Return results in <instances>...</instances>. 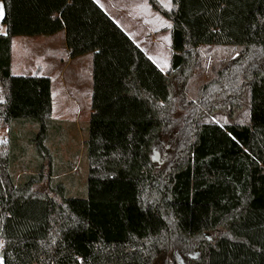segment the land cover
I'll return each mask as SVG.
<instances>
[{"label": "trees", "instance_id": "obj_1", "mask_svg": "<svg viewBox=\"0 0 264 264\" xmlns=\"http://www.w3.org/2000/svg\"><path fill=\"white\" fill-rule=\"evenodd\" d=\"M146 1L172 24L167 72L95 0L62 4L71 59L93 55L81 150L51 79L12 74L28 32L0 0V264H264V0ZM210 48L235 53L190 98Z\"/></svg>", "mask_w": 264, "mask_h": 264}, {"label": "crops", "instance_id": "obj_2", "mask_svg": "<svg viewBox=\"0 0 264 264\" xmlns=\"http://www.w3.org/2000/svg\"><path fill=\"white\" fill-rule=\"evenodd\" d=\"M68 1V0H67ZM102 9L105 10L119 25L120 27L140 45L141 33L145 34L143 40H149L150 42H156L155 29H153V22L159 21L164 26V31L167 30L170 56L167 59L164 72H167L170 67L171 58V27L170 21L163 18L161 15L155 13L146 0H95ZM165 8L169 9L172 5V0H158ZM166 4H164V3ZM64 0H17V13L15 19L20 24L21 29L28 32L24 36L13 37L12 40V63L11 71L16 76H33L39 75L49 77L52 81V96L55 94L62 95L61 89L65 85V75L69 68L74 64L77 59H81L83 56L76 59H71L70 52L66 44V33L60 21V13ZM47 7V8H46ZM140 8H143L149 20L139 15ZM163 19H161L160 17ZM151 19V20H150ZM122 20H125L124 24ZM123 26H122V24ZM133 26H135L133 28ZM56 28V32H48ZM43 29H47L42 33ZM0 31L5 33V28L0 27ZM130 34H129V33ZM32 33V34H30ZM41 33V34H39ZM134 34V36H133ZM140 40V41H139ZM144 50L145 48L142 47ZM146 51V49H145ZM36 53L41 58V62L32 68V72L29 74H16L14 68H19L24 58ZM92 55V54H87ZM84 55V56H87ZM152 57V56H151ZM93 59V55H92ZM152 59H154L152 57ZM29 60V59H28ZM27 60V62H28ZM155 60V59H154ZM157 61V60H156ZM23 64V63H22ZM168 66V67H167ZM58 75V81L62 85H58L55 80V76ZM91 78H92V62H91ZM54 90L59 92H54ZM61 92V93H60ZM92 93H93V82H92ZM54 99V98H53ZM92 104V95H91ZM91 104L86 105V111H79L76 114L75 120L62 119L61 116L54 118L59 122H68L75 125V130L72 135L80 138L81 150H83V132L81 120L85 114H88V119L84 123L85 126L91 119L92 108ZM84 114V115H83ZM71 135V136H72Z\"/></svg>", "mask_w": 264, "mask_h": 264}, {"label": "rangeland", "instance_id": "obj_3", "mask_svg": "<svg viewBox=\"0 0 264 264\" xmlns=\"http://www.w3.org/2000/svg\"><path fill=\"white\" fill-rule=\"evenodd\" d=\"M146 14L147 13H145L144 9L140 8L139 15L141 17H145L146 20L148 21L149 18L147 17L148 15ZM3 15H4L3 6L0 3V27H3L2 26ZM160 18L163 19L162 17ZM153 20L154 21L151 23L153 24L152 25L153 29H155L154 36L157 41L152 43L149 40H143L145 37V34L143 32L141 33V38H140L141 41L140 40L139 41H140V45H142V47L146 49V51L144 49V52L148 55V57L164 72L165 69L162 68L160 64H162V66H165L167 59L170 56L169 39H168V35H166L167 30L166 31L162 30L164 29V26L161 23H159V21L155 19ZM124 22L125 20H122L123 24ZM134 27L135 26H133V28ZM19 36H24V34H20V35L16 34L15 37H19ZM130 38L136 43V41L132 38L131 35ZM139 47L142 48L141 46ZM202 53H204L203 61H202L204 68L200 71L198 70L195 71L194 75L191 78L192 80L190 82V86L188 88L189 90L188 96L193 99L197 94V92L199 91V89L208 80L211 79L212 73L215 70L214 68H218L219 66L224 65V63L231 60L235 52L233 49L226 50V49L210 48V49H203ZM151 56L155 60L152 59ZM91 62H92V55L83 56L81 59H77L74 62V64L69 68V70L66 72L65 82H64L65 85L61 89L62 95L55 94L53 97L54 118H58L59 116H61L62 119L75 120L77 112L79 111L85 112L86 105L91 104V95H92ZM38 63H43V62H41V58L37 56L36 53H34L29 57L23 59V61L20 64L22 71L19 70V68H14V72L17 75L29 74L30 72H32V68ZM55 80L58 85H62V83L58 81V75L55 76ZM54 92H59V90L58 91L54 90ZM176 94L178 96L182 95L181 90H177ZM3 98L4 96L0 86V101L3 100ZM182 115H183L182 111H178L175 114L176 117H180ZM222 115L223 114H221V116ZM87 119H88V114H85L81 120L82 129H84L85 127L84 123L86 122ZM223 119L224 120L226 119V114L223 116ZM6 134L7 132L4 130L0 132V144L1 142H4L2 139L6 137ZM69 140H70L69 147H72V149H74L75 147L77 149L80 138L74 135L70 137ZM68 156L69 155H67V159H65L66 155H64L65 157L64 158L65 161H63L64 163H66V161H69L70 159H73L72 157H70L69 159ZM153 156H155L156 158L155 162L158 164V166L160 167L165 166L173 156V145L169 141H165L162 147L155 151ZM46 170L48 171L49 169ZM38 189L40 192L47 191V187L45 185L40 186ZM195 255H198L197 256L198 258L199 252L193 251L191 256H195ZM176 256L177 258H179L180 254L177 253Z\"/></svg>", "mask_w": 264, "mask_h": 264}, {"label": "water", "instance_id": "obj_4", "mask_svg": "<svg viewBox=\"0 0 264 264\" xmlns=\"http://www.w3.org/2000/svg\"><path fill=\"white\" fill-rule=\"evenodd\" d=\"M152 160H153V161H155V160H156L155 156H153V157H152ZM2 256H3V254H2ZM197 256H198V255L191 256V258H193V259H197ZM182 263H183V262H182Z\"/></svg>", "mask_w": 264, "mask_h": 264}, {"label": "flooded vegetation", "instance_id": "obj_5", "mask_svg": "<svg viewBox=\"0 0 264 264\" xmlns=\"http://www.w3.org/2000/svg\"><path fill=\"white\" fill-rule=\"evenodd\" d=\"M180 261V264H184V261L179 257L177 258ZM183 262V263H182Z\"/></svg>", "mask_w": 264, "mask_h": 264}, {"label": "built area", "instance_id": "obj_6", "mask_svg": "<svg viewBox=\"0 0 264 264\" xmlns=\"http://www.w3.org/2000/svg\"><path fill=\"white\" fill-rule=\"evenodd\" d=\"M2 140H3L4 142H6V141H7V137H4Z\"/></svg>", "mask_w": 264, "mask_h": 264}]
</instances>
